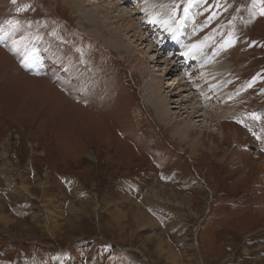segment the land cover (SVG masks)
Segmentation results:
<instances>
[{
  "label": "rangeland",
  "instance_id": "1",
  "mask_svg": "<svg viewBox=\"0 0 264 264\" xmlns=\"http://www.w3.org/2000/svg\"><path fill=\"white\" fill-rule=\"evenodd\" d=\"M10 4L0 23H20L27 40L43 27L61 44L70 34L60 46L84 74L55 65V90L79 108L90 89L83 79L93 76L103 104L89 110L100 126L64 131L54 112L22 116L0 101V264H264V0L165 1L180 36L193 30L208 57L209 46L224 54L235 98L223 135L205 128L186 139L173 136L182 123L155 118L139 57L118 53L115 38L88 25L110 3Z\"/></svg>",
  "mask_w": 264,
  "mask_h": 264
},
{
  "label": "bare ground",
  "instance_id": "2",
  "mask_svg": "<svg viewBox=\"0 0 264 264\" xmlns=\"http://www.w3.org/2000/svg\"><path fill=\"white\" fill-rule=\"evenodd\" d=\"M65 1L69 6L76 4V0ZM101 1L104 0H98V4ZM165 1L117 0L116 6L110 0H105L106 3L111 4V7L101 11L95 10L98 19L93 18L95 16L93 15L86 21L90 27L95 28L94 31L98 37L101 38L103 35L101 31H105L115 38L117 44L112 45V49L128 56H138L139 61L143 62L138 72L144 76H151V81L146 80L141 88L147 98V104L155 113V118L160 124L166 126L173 125V122L182 123L173 133L174 137L189 138L197 129L203 135L208 129L222 130L223 135L225 129L222 126V120L229 104L235 100V98L234 100L230 98L231 94L228 90L230 84L226 81L229 75L227 69L229 64L227 65L224 60L219 61L218 59H222L224 54H220L219 51L213 53L210 46V55L212 53L213 56L208 57L201 43L203 40L200 37L197 39L193 30L183 28L182 36H180L179 26H176L171 17L172 5L165 4ZM10 2L11 0H0V15L2 11L4 14L10 9L13 10ZM1 21L0 101L8 104L12 111L22 116H37L35 113L39 114L41 111L45 114L54 112L55 125L62 127L64 131L100 126L102 120L94 112H89L92 104H103L101 89L96 86L99 84L96 83L98 78L85 75L83 82L89 83L85 88L90 89L84 102L79 104L80 109L71 102L69 105L66 97L55 90L53 82H49L54 80L56 83L55 80L60 75L59 71L54 70L55 65L56 68H71V75L84 74V70L74 65V60H69L72 52L68 53L64 47L60 46L67 47L70 34L65 35L68 43L61 44L59 42L63 40L61 36L54 33L53 37H50L51 31H47L46 27L32 33L27 31L28 24L25 25L22 22L27 28L24 32H29L27 35L33 37L36 34L34 39L27 40L26 34H22L24 38L21 36L23 29L20 23L8 19ZM114 24L118 26L113 28ZM62 29L64 28H57L59 31ZM192 35H196L198 41H195L194 37L193 40ZM30 37L28 36V39ZM126 38L128 41H125ZM11 55H14L15 60L11 59ZM24 58L26 60L30 58L31 63L28 66L24 64ZM11 64H15L16 68ZM19 67L28 73L19 72ZM164 70L165 74H163ZM44 72L45 74H42ZM41 75L46 78H41ZM51 76L54 79H51ZM65 77H61V82L65 80ZM171 78L173 82L169 83ZM69 84H78V81L70 79ZM50 88L53 89L50 90ZM59 88L62 93L67 92L63 90L64 87L61 84ZM69 88L70 92L74 90L72 85ZM86 93L88 92L82 93L81 99ZM123 113L120 115H126L125 112ZM219 125L222 126L221 129ZM240 132L242 130L239 126L230 132L235 141L241 138ZM203 135L198 138L199 142ZM24 189L27 191V187ZM137 209L139 210V207L134 210ZM140 212L141 210L138 214H133L135 222L140 221L138 217L141 216Z\"/></svg>",
  "mask_w": 264,
  "mask_h": 264
},
{
  "label": "crops",
  "instance_id": "3",
  "mask_svg": "<svg viewBox=\"0 0 264 264\" xmlns=\"http://www.w3.org/2000/svg\"><path fill=\"white\" fill-rule=\"evenodd\" d=\"M78 109H80V106H79V108Z\"/></svg>",
  "mask_w": 264,
  "mask_h": 264
}]
</instances>
